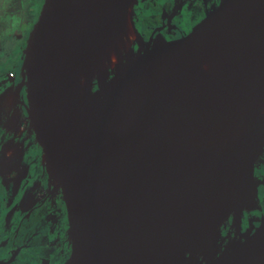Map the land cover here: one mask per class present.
<instances>
[{"label": "water", "instance_id": "obj_1", "mask_svg": "<svg viewBox=\"0 0 264 264\" xmlns=\"http://www.w3.org/2000/svg\"><path fill=\"white\" fill-rule=\"evenodd\" d=\"M138 1L43 0L21 52L13 94L64 215V264H264V213L226 242L215 236L221 207L208 229L177 237L185 190L250 166L255 189L264 118L251 129L246 116L264 91V0H221L162 52L132 47L114 77L95 81L79 125L81 70ZM199 44L221 49L204 82L192 81ZM201 137L217 140L215 165L182 158Z\"/></svg>", "mask_w": 264, "mask_h": 264}, {"label": "flooded vegetation", "instance_id": "obj_2", "mask_svg": "<svg viewBox=\"0 0 264 264\" xmlns=\"http://www.w3.org/2000/svg\"><path fill=\"white\" fill-rule=\"evenodd\" d=\"M221 0H139L134 5L133 23L137 30V38H129L134 40L128 41L121 37L116 44L117 58L114 61L113 68L108 72H103L98 76H91V80H103L106 77L114 76L116 68L125 60L128 51L134 47L137 53H143L147 50L148 42L151 43L152 49L156 43L155 40L169 42L178 38L189 27L199 21L207 12L215 7ZM24 3L23 1L18 2ZM29 7V6H28ZM149 9L147 12L146 10ZM19 10V8L17 9ZM17 10H12L10 14H15ZM27 12L25 9L23 13ZM8 15V13H5ZM23 18L27 24H32L31 19ZM28 25V27H29ZM28 27L26 32L28 31ZM22 31H25L23 29ZM158 41V42H159ZM149 49V50H150ZM143 65H149L148 60H140ZM97 74V73H96ZM7 77V74H4ZM96 87V86H95ZM3 145V144H2ZM29 145L22 149L23 160L18 162L16 166V175L21 176L24 186L34 188L31 180L38 181L40 186L37 191L31 192L19 191L16 198H5L4 203H0V264H64L68 259H60L57 257L64 251L65 246L69 245L66 238V229L61 231L60 225L65 221L61 206L57 202L53 191L48 189L49 182L46 177L44 167L41 170L33 167L36 159H32L29 152ZM2 146L0 147V158L2 157ZM264 159V155L261 156ZM258 164V165H257ZM25 171V175H22ZM31 173V176L29 175ZM264 160L256 163V179L255 189L243 201L239 210L237 225L235 213H230L229 217L224 219L218 226L219 233H216V242H226L239 236V232L245 231L250 226V220L256 222L258 217L264 213ZM8 180V181H6ZM3 179L0 187L12 188V179ZM46 185V186H45ZM46 187L43 189L42 187ZM21 194L19 195V193ZM35 193V195H34ZM34 195V196H33ZM253 197L251 198V196ZM29 196L37 197L36 201L30 198L29 202L23 201ZM24 198V199H23ZM4 199L0 192V200ZM10 201V203H9ZM33 202L32 204H29ZM217 211L213 213V216ZM225 218L226 216L222 214ZM49 226L50 233H46V227ZM218 230V229H217ZM56 233V235H54ZM51 235V238L49 237ZM46 247V249H42ZM69 247V246H68ZM69 252V249H68Z\"/></svg>", "mask_w": 264, "mask_h": 264}, {"label": "bare ground", "instance_id": "obj_3", "mask_svg": "<svg viewBox=\"0 0 264 264\" xmlns=\"http://www.w3.org/2000/svg\"><path fill=\"white\" fill-rule=\"evenodd\" d=\"M126 31L131 34V37L137 38L138 34L133 23V12L131 9L124 18L122 26L117 30L113 37L109 39L105 46H112L115 42L120 40ZM165 43L166 42L163 41L156 43V49L162 52ZM220 55L221 49L207 44H199L195 52L198 70L192 78V81L204 82L209 77H211L213 71H215V67L219 65ZM91 72L92 70L89 68V62H87V64L81 70L78 95L76 98V115L78 117L77 123H79V125L86 109V95L92 88H96L94 81L90 78V76H94L95 74ZM137 82L140 83V81ZM263 118L264 91L250 108L246 116V125L248 128L252 129L258 126ZM182 124L183 123L180 125ZM218 149L219 145L214 137H201L198 141L195 140L191 142L188 149L182 154V158L195 157L202 163L207 165H215L218 162ZM259 156L260 154L258 153L256 155L255 161L258 160ZM251 176V166L247 168L246 172L244 173H242L240 169H235L225 173L218 180L216 186L210 190H185L189 201L190 212L188 215L183 217V221L181 219L182 224L179 227V233L177 237L180 235L188 237L190 235L197 234L204 229H208V227L211 226L210 224L214 217L213 213L216 212L219 207H221L222 214L227 217L228 212L233 210L238 205V203H240L242 197L253 194L252 190L254 188V182L252 181ZM253 195L251 197H253ZM210 212H212V214H210ZM238 215L239 212H236L234 217L236 219L234 220L235 225H237V221L239 220ZM174 234L175 233L173 232L171 236Z\"/></svg>", "mask_w": 264, "mask_h": 264}, {"label": "rangeland", "instance_id": "obj_4", "mask_svg": "<svg viewBox=\"0 0 264 264\" xmlns=\"http://www.w3.org/2000/svg\"><path fill=\"white\" fill-rule=\"evenodd\" d=\"M42 1L43 0H24V3L21 5L20 3L16 4V3H18V0H2L1 3L3 5L0 3V11H1L0 12V20L3 21V17L5 16L4 15L5 13H9L12 10H17L19 8V10L25 9L27 11V12H25L26 14H21V15L28 16L29 19H31V21L32 20L34 21L38 15V13H39V10H40L41 5H42ZM149 9H151V7H149L146 11L148 12ZM131 10L133 12L132 8H131ZM17 17L18 16L16 14L15 19ZM5 18H6V16H5ZM16 20L17 21H15V22H7V24L5 23L4 31L0 32V65H2L3 63H5L9 60L10 53H11V47H14V45H15L13 40H11L9 37L10 31L8 29H9V27H13V26H15V28L19 27V25L21 24V20H20V18H17ZM31 25H33V24H30L29 27H28V24H27V26L22 25L19 28V30L18 29L14 30L16 32L17 36H20V33H22L25 36V39L20 38L19 39L20 42L16 43L18 45V47L15 48V52L16 53L20 52V53L18 56V62L16 64L15 72H13V73H17V75H15V77H14L12 74H9V75H7L8 79L6 78L5 75H0V77H1L0 83H2V85L0 86V115L2 116L0 118V123L2 122L1 127L2 128H5V127L10 128V129L6 130V134H14V136H16V137H20V135L23 133V131L27 132V130H29L25 124L23 113L17 107H15V100L13 97V88H14L13 87V83H14L13 80L15 81V78L18 79L20 76L19 75L20 74V63H19L20 58L19 57L21 56V52L24 49V46L26 43V36L29 35L28 33L30 31ZM27 27H28L27 32H26V30L22 31L23 29H25ZM125 35L128 36V39L131 38V36H130L131 34H129L128 31H126V33L122 37L126 38ZM131 40H134V39H131ZM131 40L129 39L128 41H131ZM159 40H156L155 43H158ZM133 42L135 43L136 41L134 40ZM116 44H118V41L115 42L110 47H107L104 45V48L102 50L98 49L90 56V58L88 60L89 68L92 70V72L95 75L99 76L103 72V70H105V72H108L107 74H109V71H108L109 68H110V71L113 69L111 67L115 64L114 61L117 58V52H116V47H115ZM17 65H18V68H17ZM16 104L25 113L23 107L17 101H16ZM9 109H11L13 114H11L10 116H7L9 114ZM25 138L28 142L33 143L29 152L27 153V155H30L32 159H36V163H35V166L33 167V169H34V171H35V168H37V170H38L41 167H43V163L41 160H39L38 152H37L36 147L34 145L35 144V138H34L32 133H29L27 136H25ZM0 145H1V137H0ZM25 147H26V145H24V144L15 143L13 145L4 144V146L2 148V150H3L2 154L3 155L0 158V182L3 180V178L5 180L11 178L12 179V188H0V192L3 194V197H4V199L0 200V203H4L5 198H12V199L16 198L15 196L18 194L19 191H26L25 193H27L28 191L31 192L33 190L37 191V188L40 186V183L38 181L31 180V183L35 187L27 189L24 186L25 184L22 182L23 180L21 181L22 177L16 175V171H15L16 166H19L20 163L18 164V162L23 160V156H22V153L20 151L22 149H24ZM260 153L261 152H259V154ZM263 155H264V153L260 154V156L257 160L258 163L260 161L263 162L264 159H263V157H261ZM22 175H25V171L23 172ZM29 175L31 176V173ZM6 181H8V180H6ZM45 186L42 188L45 189L46 188ZM20 194H21V192L19 193V195ZM34 195H35V193H34ZM263 197H264V190H263ZM30 198L34 199L33 202H35L37 199V197L34 198V197L29 196L27 199L22 200L21 202H23V201L29 202ZM33 202H30L29 204H32ZM9 203H10V201H9ZM226 218L227 217H225L224 219H226ZM60 229H61V231H64L66 229L65 221H63V223L60 225ZM46 233L47 234L50 233L49 226L46 227ZM54 235H56V233ZM49 237L51 238V235H49ZM65 248L67 251H64L59 256L57 254L58 258L65 259L68 256L69 247L66 245ZM42 249H46V247H44Z\"/></svg>", "mask_w": 264, "mask_h": 264}, {"label": "trees", "instance_id": "obj_5", "mask_svg": "<svg viewBox=\"0 0 264 264\" xmlns=\"http://www.w3.org/2000/svg\"><path fill=\"white\" fill-rule=\"evenodd\" d=\"M1 2H2V0H0V3ZM10 13L11 12H9L8 15L4 14L6 16V18L4 16L3 17V21L0 20V32L4 31L5 23L7 24V22H15V21H17L16 20L17 18H20L21 24L19 25L18 28H15V26L12 25L13 27H9V29H8L10 31L9 37H10L11 40H13L15 45H14V47H11V53H10L9 60L7 62L3 63L2 65H0V71L1 72H15L16 64L18 62V56H19V53H20V52H18V53L15 52V48L18 47V45L16 43L20 42V40H19L20 38H24L25 39V36L23 34L21 36H17V34H16V32L14 30L19 29L22 25H26L27 26V24L23 20L24 17L21 14H19L18 12H16L15 14H10ZM16 14H17L18 17L15 19V15ZM28 19H29V17H28ZM25 30H26V28H25ZM19 63H20V59H19ZM17 68H18V65H17ZM14 74L17 75V73H14ZM6 130H8V129L0 127L1 143L5 141V142H8L10 144H13V142H15V140L10 141L9 139L11 137H13L14 134H6Z\"/></svg>", "mask_w": 264, "mask_h": 264}, {"label": "clouds", "instance_id": "obj_6", "mask_svg": "<svg viewBox=\"0 0 264 264\" xmlns=\"http://www.w3.org/2000/svg\"><path fill=\"white\" fill-rule=\"evenodd\" d=\"M21 1H23L24 2V0H18V2H21ZM21 5L23 4V3H20ZM19 11L20 12H23V10H17V12L19 13ZM23 17L25 16V15H22ZM27 18V17H26ZM28 25H29V23H27ZM19 30V29H18ZM26 30H27V28H26ZM4 34V33H3ZM2 34V35H3ZM22 35V33H20V36ZM4 74H7V75H9V74H12L14 77H15V74L13 73V72H1L0 71V75H4ZM20 75V74H19ZM17 79L15 78V81H16ZM0 81H1V77H0ZM15 81L13 80V87H14V84H15ZM2 85V83H0V86ZM13 97H14V94H13ZM14 100H15V107H17L21 112H22V109H20L18 106H17V104H16V99H15V97H14ZM23 113V112H22ZM11 114H13L12 113V111H11V109H9V114L7 115V116H10ZM2 116L0 115V118H1ZM25 118V117H24ZM2 123V122H1ZM1 123H0V127H1ZM6 124V123H5ZM25 124H26V126H27V128L29 129V130H27V132H24L23 131V133L20 135V137H16V136H14L13 135V137H11L9 140L10 141H13V140H15V142H13V144H15V143H19V144H24V145H26V146H28L29 145V147H28V151L30 150V148H31V146H32V144L33 143H30V142H28L27 140H26V138H25V136H27L29 133H31V131H30V128H29V125H28V121H26L25 120ZM2 128V127H1ZM6 128V127H5ZM23 128V127H22ZM7 129H10V128H7ZM3 144V145H2ZM4 144H6V145H13V144H10V143H8V142H2L1 143V145H0V147L2 146V148H3V146H4ZM35 145V144H34ZM2 152H3V150H1ZM14 164V163H13ZM21 174H23V173H21ZM4 179V178H3ZM0 188H3V187H0Z\"/></svg>", "mask_w": 264, "mask_h": 264}, {"label": "crops", "instance_id": "obj_7", "mask_svg": "<svg viewBox=\"0 0 264 264\" xmlns=\"http://www.w3.org/2000/svg\"><path fill=\"white\" fill-rule=\"evenodd\" d=\"M40 168V167H39ZM43 168H41V170H42ZM38 171V170H37Z\"/></svg>", "mask_w": 264, "mask_h": 264}]
</instances>
